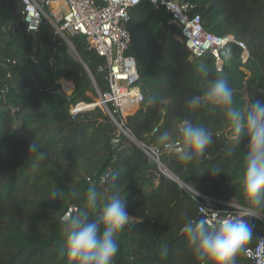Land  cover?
<instances>
[{
    "label": "trees",
    "instance_id": "1",
    "mask_svg": "<svg viewBox=\"0 0 264 264\" xmlns=\"http://www.w3.org/2000/svg\"><path fill=\"white\" fill-rule=\"evenodd\" d=\"M189 1L205 29L247 45V61L234 41L222 49L220 67L211 54L194 57L164 7L141 1L128 26V54L137 61L145 99L127 116L126 126L140 142L163 146L164 132L181 141L184 152L164 150L162 163L195 191L221 201L215 207L225 214L237 210L234 203L264 216V199L255 204L244 192L247 130L237 137L226 109L204 97L214 80L225 78L242 114L251 101L264 102V0ZM23 7L21 0H0V264H76L67 252L61 218L74 207L73 217L87 213L95 222L113 190L124 196L134 220L116 234L119 250L111 264H215L199 258L186 231V225L203 219L191 192L128 137L115 143L119 128L101 107L71 115V103L97 98L92 77L101 91L108 89L99 71L104 59L83 35L68 33L72 49L49 24L35 37L26 29ZM62 77L74 80L72 96L57 92L60 78L72 91L73 83ZM197 96L201 104L192 107L189 101ZM185 121L211 134L202 154L183 141L179 129ZM32 142L37 153L30 152ZM216 166L219 174L212 170ZM99 172L106 173L104 181ZM89 187L98 192L95 209L86 205ZM249 224L253 239L246 248L264 231V219ZM243 254L236 264H252Z\"/></svg>",
    "mask_w": 264,
    "mask_h": 264
},
{
    "label": "built area",
    "instance_id": "2",
    "mask_svg": "<svg viewBox=\"0 0 264 264\" xmlns=\"http://www.w3.org/2000/svg\"><path fill=\"white\" fill-rule=\"evenodd\" d=\"M24 20L27 30L32 34L39 33L43 24H49L64 38L68 33L83 35L89 45L103 59L104 63L99 71L105 74L108 84L106 91H101L98 84H94L97 98L92 103L77 101L71 103L70 113L77 117L79 113L90 108L99 106L107 113L119 128L118 137L114 139L119 142L121 135L128 137L136 143V138L126 126L127 116L135 113L144 101V94L139 86V71L134 56L128 54L131 44V31L129 23L132 18L133 8L143 0H21ZM156 8L164 7L170 14V23L177 28L180 38L191 50L194 57H202L211 54L218 67L222 64L221 52L230 42L234 41L243 50V61L246 62L249 51L243 41L236 40L232 35H217L205 29L202 17L198 13H191L195 4L189 0H150ZM59 7L55 6L57 3ZM65 39V38H64ZM61 79V78H60ZM60 79L61 90L67 91ZM73 83L72 95L75 90V82L72 79L62 77ZM62 85V86H61ZM70 95V96H72ZM157 129L154 130V132ZM147 154L152 163L157 164L159 169L169 177V170L162 163L160 157L164 150H172L183 153L184 147L181 141H167L163 146L136 143ZM175 176V175H174ZM176 177V176H175ZM174 179V178H173ZM104 181V177L102 179ZM181 187L187 188L193 198L197 201V210L203 214V219L209 221L212 227H219L220 221L225 218L237 219L247 215L249 221L252 218L264 219L260 213H254L248 207H241L233 203L237 210L224 213L216 208L215 204L221 201L201 194L179 178H175ZM243 256L252 264H264V231L259 235L256 243L244 251Z\"/></svg>",
    "mask_w": 264,
    "mask_h": 264
},
{
    "label": "clouds",
    "instance_id": "3",
    "mask_svg": "<svg viewBox=\"0 0 264 264\" xmlns=\"http://www.w3.org/2000/svg\"><path fill=\"white\" fill-rule=\"evenodd\" d=\"M204 97L226 109L225 115L234 125L237 137L247 130L249 137V152L244 168V192L250 201L260 204L264 199V102L253 100L248 104L246 114L236 107L233 89L227 79L214 80ZM192 107H199L201 97H193L189 101ZM183 141L199 154L211 143V134L199 125L183 122L179 129ZM160 140L167 142L169 133L164 132ZM31 153H37L38 145H29ZM39 158H44L40 152ZM185 159H191L185 156ZM213 172L219 174L222 169L214 167ZM57 196V191L51 193ZM98 192L95 187H89L86 192V205L95 209ZM126 211L124 196L118 190L107 198L101 213L95 222L89 221L87 213L69 217L66 220V247L69 257L76 264H111L119 250L116 234L130 222ZM186 231L191 234L192 242L196 244L199 258L208 259L215 264H236V257L246 250V245L253 239L252 227L245 216L237 219L225 218L219 223L218 229L209 230V221L201 219L194 225H186Z\"/></svg>",
    "mask_w": 264,
    "mask_h": 264
},
{
    "label": "water",
    "instance_id": "4",
    "mask_svg": "<svg viewBox=\"0 0 264 264\" xmlns=\"http://www.w3.org/2000/svg\"><path fill=\"white\" fill-rule=\"evenodd\" d=\"M34 36L37 37V36H38V33H34ZM64 38H65V40L67 41V43L69 44V46H70L72 49H74V46L72 45V43H71L69 37H68L66 34H64ZM75 55H76L77 58H79V60L83 63V65L85 66V68H86L87 71L89 72L90 76L92 77L93 75H92L91 71L89 70L88 66H87L86 63L83 61V59L80 57V55H79L77 52H75ZM92 79H93L94 84H96V81H95L94 77H92ZM57 92H58V93H62V94H64V92L61 90V88H58ZM138 142H139V141L136 139V143H138ZM105 174H106V173H104V174L101 175V173L99 172L97 175H98V178H101V177H105V176H106ZM168 174L172 175V176H173L172 178H174V179L176 178V177L174 176V174H172L171 171H169ZM250 210H251L252 212H254V213H258V212L254 211V210H252V209H250ZM75 213H76V208H74V207H70V209L68 210L67 214H65V215L61 218V224H62V226H63L64 228H65V225H66V220H67V218H69V217H73V216L75 215ZM244 216H245V219H247L248 222H249V218L247 217V215H244ZM199 217H200V218H203L204 216H203V214H199ZM130 218H131L130 220H134V217H133V216H130Z\"/></svg>",
    "mask_w": 264,
    "mask_h": 264
},
{
    "label": "rangeland",
    "instance_id": "5",
    "mask_svg": "<svg viewBox=\"0 0 264 264\" xmlns=\"http://www.w3.org/2000/svg\"><path fill=\"white\" fill-rule=\"evenodd\" d=\"M72 52V51H71ZM74 53V52H73ZM75 55V54H74ZM62 86V85H61ZM62 88H63V86H62ZM66 95H68V96H70V95H72V92H67L66 93ZM249 218H251V217H249Z\"/></svg>",
    "mask_w": 264,
    "mask_h": 264
},
{
    "label": "bare ground",
    "instance_id": "6",
    "mask_svg": "<svg viewBox=\"0 0 264 264\" xmlns=\"http://www.w3.org/2000/svg\"><path fill=\"white\" fill-rule=\"evenodd\" d=\"M58 3H59V2H57V3H54V4H55V6L59 7V5H60V4H58Z\"/></svg>",
    "mask_w": 264,
    "mask_h": 264
}]
</instances>
